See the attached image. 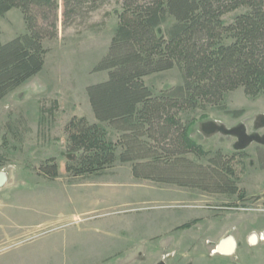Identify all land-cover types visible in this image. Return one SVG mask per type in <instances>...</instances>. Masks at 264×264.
I'll list each match as a JSON object with an SVG mask.
<instances>
[{
  "label": "rangeland",
  "instance_id": "rangeland-1",
  "mask_svg": "<svg viewBox=\"0 0 264 264\" xmlns=\"http://www.w3.org/2000/svg\"><path fill=\"white\" fill-rule=\"evenodd\" d=\"M121 3H85L79 19H65L58 0L57 36L42 43L43 70L0 102V172L7 179L0 188V264H16L24 250L53 240L63 243L59 264H264V95L227 94L224 106L241 111L239 118L215 108L179 115L206 153L188 158L206 165L220 151L233 159L239 196L136 181L130 165L118 162L98 177L66 175L74 157L65 154L64 126L72 117L95 124L85 90L107 79L93 69L107 52ZM241 12L225 15L224 24ZM25 33L18 10L0 18L2 43ZM143 81L154 95L182 83L177 69ZM102 127L115 142L113 130ZM50 158L58 166L53 181L37 173ZM229 237L235 252L213 254Z\"/></svg>",
  "mask_w": 264,
  "mask_h": 264
},
{
  "label": "trees",
  "instance_id": "trees-1",
  "mask_svg": "<svg viewBox=\"0 0 264 264\" xmlns=\"http://www.w3.org/2000/svg\"><path fill=\"white\" fill-rule=\"evenodd\" d=\"M98 1L62 0L63 16L78 18L85 3ZM121 2L107 52L93 69L107 79L85 90L96 123L72 117L64 126L65 154L74 157L65 164L66 175L98 177L118 162L130 165L136 181L239 196L233 157L217 151L206 165L188 158L206 153L191 141L179 115L215 108L239 118L241 111L226 110L227 94L241 89L249 98L264 95V0ZM13 9L26 33L0 40V102L43 70L48 51L42 43L57 36L58 0H0V18ZM236 11L242 12L225 25L222 18ZM168 20L173 23L158 34ZM173 69L181 85L154 95L144 84ZM102 125L117 135L115 142L107 140ZM37 173L57 179L55 159L42 162Z\"/></svg>",
  "mask_w": 264,
  "mask_h": 264
},
{
  "label": "crops",
  "instance_id": "crops-1",
  "mask_svg": "<svg viewBox=\"0 0 264 264\" xmlns=\"http://www.w3.org/2000/svg\"><path fill=\"white\" fill-rule=\"evenodd\" d=\"M96 123V121H95ZM34 238V237H33ZM31 238V239H33ZM28 239L27 241H30ZM23 242V241H22ZM63 243L53 240L50 242H42L31 249H26L16 258V264H59V251L62 249Z\"/></svg>",
  "mask_w": 264,
  "mask_h": 264
},
{
  "label": "bare ground",
  "instance_id": "bare-ground-1",
  "mask_svg": "<svg viewBox=\"0 0 264 264\" xmlns=\"http://www.w3.org/2000/svg\"><path fill=\"white\" fill-rule=\"evenodd\" d=\"M258 239L264 242V233H262L261 237ZM234 252H235V243L233 239L229 237L228 239L222 240L220 244L217 245V247L213 251V254L230 256Z\"/></svg>",
  "mask_w": 264,
  "mask_h": 264
},
{
  "label": "water",
  "instance_id": "water-1",
  "mask_svg": "<svg viewBox=\"0 0 264 264\" xmlns=\"http://www.w3.org/2000/svg\"><path fill=\"white\" fill-rule=\"evenodd\" d=\"M7 182L6 176L3 172H0V188Z\"/></svg>",
  "mask_w": 264,
  "mask_h": 264
}]
</instances>
